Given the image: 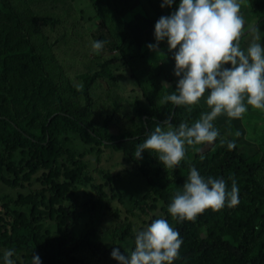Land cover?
<instances>
[{"label": "rangeland", "instance_id": "obj_1", "mask_svg": "<svg viewBox=\"0 0 264 264\" xmlns=\"http://www.w3.org/2000/svg\"><path fill=\"white\" fill-rule=\"evenodd\" d=\"M2 2L5 5L0 9L3 12L1 14L14 12L20 15L17 16L18 24L15 29L22 35L28 37L29 32L41 30L47 41L61 40L62 46L52 44L51 51L72 84H82L81 73L98 69V63L95 66V62L119 58L123 54L127 56V52L129 53V58L125 57L121 62L109 66L116 79L102 77L89 90L91 107L81 118L95 127L101 126L109 116L112 119L114 113L111 125L127 130L134 125L133 117L137 116L142 106H151L152 103L161 105L160 98L174 90L178 77L173 74L172 51H169L165 41H161L156 50H149L146 45L154 42L155 21L161 15L166 16L175 10V0L171 6L164 7L160 6L162 0H0ZM239 2L240 14L244 19L241 47H246L254 36L261 37L260 42L264 46V23L256 32L250 31L251 27L256 26L259 15L251 10L248 0ZM23 14L29 15L22 16ZM31 14L39 21L33 17L35 27L23 26V21L30 24ZM42 20L44 24L40 22ZM54 23L64 24L53 29ZM7 25L13 28L9 22ZM67 32H72V35L59 37ZM107 32L118 49L112 50V46L106 42L96 54L86 40L81 42L78 37L79 33H84L85 37L88 34L93 37V33L106 36ZM53 78L60 86L68 85L59 75ZM63 96L66 99L67 95ZM24 98V107L10 101L9 110L12 111L13 108L19 111L21 114L17 117L25 119L29 124L40 122L34 110L38 106V96L29 93ZM2 99L8 100L7 94L0 93V103H3ZM76 102L82 106L85 99L80 95L76 97ZM198 102L204 106L205 112L210 110L204 97H200ZM213 124L233 137L238 152L247 161L264 157V110L248 106L247 111L238 118L222 113L214 119ZM59 142L63 151L53 160V166L38 170L31 178L19 180L7 167L0 166V213L8 212L18 217L19 214L15 211L29 212L30 206L34 205L20 203V196L37 199V194L43 192L45 201L38 199L36 204L43 213L40 222L44 225V230H49L53 235L61 234V210L69 208L76 213L73 220L75 237L80 238L89 230H95L99 236L96 244L118 247L125 254L134 247L136 231L152 219L163 217L174 226L175 219L168 213V205L154 190H150L141 169L145 166L151 170L159 164L156 156L146 163H132L113 149L84 143L78 133L62 136ZM208 145L202 151H210L209 148L215 145L214 140ZM19 157L20 151L14 153L12 159L16 163L13 166H17ZM167 171L166 169L164 173ZM171 174L173 173L168 172L166 175ZM262 174L264 176V171ZM55 184H64L61 189L65 193L60 191L58 194L55 189L52 190V187H56ZM247 185L254 187L250 183ZM99 210L103 215L96 217L101 214ZM262 210L264 214V204ZM263 221L264 217L258 222L256 220V225L261 224L264 228ZM262 243L264 237L256 241L254 247L258 249ZM84 253L86 264H119L110 254H101L99 258H95L90 250ZM23 261L22 255H19L16 264H23Z\"/></svg>", "mask_w": 264, "mask_h": 264}, {"label": "trees", "instance_id": "obj_2", "mask_svg": "<svg viewBox=\"0 0 264 264\" xmlns=\"http://www.w3.org/2000/svg\"><path fill=\"white\" fill-rule=\"evenodd\" d=\"M248 2L251 10L259 15V20L255 24V28L259 30L260 25L264 23V0H248ZM4 5L3 2L0 3V9ZM1 13L3 12H0V93L7 94L8 100L2 99L3 103H0V166L7 167L19 180L31 178L38 170L53 166V160L63 151L59 138L73 133H78L86 144H95L100 148L122 153L125 159L132 163H146L155 155L144 151L142 158L136 159L135 146L142 142L157 124H162L170 114L169 122L173 126L180 122L191 124L199 118L201 112H205L200 102L191 105H173L171 102L161 105L152 103L151 106H142L138 110L137 116L133 117L134 125L127 130L111 125L114 113L112 119L109 116L101 126L95 127L81 118V115L91 107L89 90L102 77L116 79L109 66L121 62L125 57L129 58V53L127 52V56L123 54L119 58L95 62V66L98 63V69L81 73L82 84H72L65 77L62 66L51 51L52 44L62 46L61 40L47 41L41 30L29 32L28 37L22 35L17 31L18 29H15L18 24L17 16L20 15L14 12ZM24 15L29 14L22 16ZM33 17L39 21L31 14L30 24L23 21V26L35 27ZM8 22L13 28L7 25ZM40 22L44 24L43 20ZM63 24L54 23L52 28L58 29ZM84 33H79L81 42L86 40L88 45H91L95 38L103 41L104 44L109 43L112 50L119 48L110 38L109 32L106 36L93 33L94 38L89 34L85 37ZM67 35H72V32L62 33L59 37ZM242 40L243 34L239 38L240 45L243 43ZM99 52L100 50L95 51L96 54ZM58 75L68 82L67 86L63 84L60 86L53 78ZM29 93L38 96V106H35L34 110L40 122L34 125L17 117L21 114L19 111L13 108L12 111L9 110L10 101L24 107V96ZM63 95H67L66 99ZM80 95L85 99V104L82 106L77 105L76 102V97ZM152 95L155 97L154 93ZM206 95L207 90L201 97ZM117 109L118 106L115 107V110ZM217 130L218 136L214 139L215 145L209 148L210 151H202L203 147L209 146L207 142L185 145V156L180 163L173 169L166 168L167 173H173L170 176L164 173L166 169L161 162L157 164L159 167L153 166L151 170L145 166L141 168L150 190H154L166 205L171 202L187 179L189 165L198 169L205 178L222 177L228 188L231 187L233 180L237 186L240 185L239 202L236 205L228 206L226 203L220 209L205 208L192 219L174 220L173 227L178 230L182 243L172 264H264V243L260 244L258 249L254 247L256 241L264 237V228L261 224L256 225V220L258 222L264 217L262 210L264 176L261 175L264 171V157L247 161L238 152L236 143L231 149L227 147L226 142L234 141L233 137L226 135L220 128ZM222 140L225 142L222 143ZM18 151H20L18 164L13 166L16 160L12 159V156ZM53 172L55 173V169ZM242 182L250 183L254 187L250 188ZM55 186L52 190L55 189L58 194L60 191L65 193L61 189L64 184H55ZM37 195L39 196L37 199L32 196H20V203L27 205L31 203L34 206H30L29 212L15 211L19 214L18 217L1 211L0 250L12 249V258L17 262L19 255H22L23 264H31L30 257L36 253L41 258V264H86L83 255L84 251L88 250L95 258H99L101 254H110L112 246L96 244L99 236L95 230H89L80 238L74 236L73 220L76 213L69 208L61 210V227H63L60 229L61 234L53 235L49 230H44V225L40 222L43 213L36 203L38 199L45 201V195L43 192ZM99 213L101 214H97L96 217L103 215L101 210Z\"/></svg>", "mask_w": 264, "mask_h": 264}, {"label": "clouds", "instance_id": "obj_3", "mask_svg": "<svg viewBox=\"0 0 264 264\" xmlns=\"http://www.w3.org/2000/svg\"><path fill=\"white\" fill-rule=\"evenodd\" d=\"M173 3L174 0H162L160 6ZM175 4L174 11L155 21L154 42L146 45L149 50H156L165 41L172 51L173 74L178 79L174 90L164 94L160 103L191 105L207 90L204 101L210 110L201 112L191 124L180 122L176 126L169 122L170 114L135 146L136 159L148 151L168 169L175 168L184 158L185 145L211 143L218 136L213 124L218 115L238 118L248 106L264 110V46L261 37L254 36L246 47H241L244 19L239 0H175ZM249 30L257 31L254 26ZM103 46L101 40L91 42L95 51ZM226 143L229 149L235 144ZM238 202L235 180L228 188L222 177L205 178L189 165L187 179L167 211L177 221H183L194 218L205 208L215 210L226 203L234 206ZM181 243L178 230L159 217L136 231L134 247L127 254L113 247L110 256L119 264H172ZM12 257V249L0 250V264H16ZM30 262L41 264L39 254H32Z\"/></svg>", "mask_w": 264, "mask_h": 264}]
</instances>
